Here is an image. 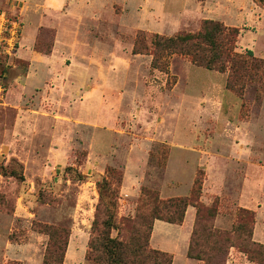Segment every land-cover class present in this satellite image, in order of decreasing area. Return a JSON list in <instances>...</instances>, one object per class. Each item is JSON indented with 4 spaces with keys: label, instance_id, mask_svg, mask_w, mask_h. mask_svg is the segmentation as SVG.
<instances>
[{
    "label": "rangeland",
    "instance_id": "rangeland-1",
    "mask_svg": "<svg viewBox=\"0 0 264 264\" xmlns=\"http://www.w3.org/2000/svg\"><path fill=\"white\" fill-rule=\"evenodd\" d=\"M72 1L64 4L71 9ZM101 2L95 19L86 15L91 9L85 1L71 17L61 14L64 4L49 11L43 8L45 0H0L20 25L18 49L0 61V238L20 245L19 261L11 257V249L1 247L4 264H64L65 242L74 232L86 235L83 264H111L109 257L124 264H164L160 249L146 241L153 211L172 214L167 199L190 195L197 176L202 184L191 200L201 208L200 223L212 224L218 233L207 236L198 224V235H190L198 243L194 252L206 259L221 246L228 251L220 253L218 264H260L264 65L246 51L264 58V8L258 10L264 5L253 0L208 4L203 18L195 14L201 13L195 0ZM78 17L81 24H76ZM209 18L245 29L240 46L246 48H237L238 36L232 47L236 54L221 60L224 70L207 69L186 55L155 47L156 34L196 33ZM55 28L65 45L53 75L42 62L30 67V59L19 52L51 54ZM153 59L158 66L151 65ZM58 63L68 65L66 78L59 76ZM222 84L232 93L223 90L221 113L208 116L205 103L219 96ZM242 121L251 124L237 137L239 130L230 131L229 123L241 126ZM234 139L249 140L252 152L224 146L223 141ZM213 143L220 146L213 148ZM214 151L227 158L221 195L209 189L208 153ZM163 184L169 186L161 193ZM211 207L216 215L207 218ZM242 207L253 213V232L260 240L253 233L247 238L239 228ZM107 209L113 214L111 254L104 251L99 234ZM176 232L177 242L165 249L171 264H190L185 231ZM164 236L169 238L163 230L155 231L152 244ZM205 259L195 260L206 264Z\"/></svg>",
    "mask_w": 264,
    "mask_h": 264
},
{
    "label": "trees",
    "instance_id": "trees-1",
    "mask_svg": "<svg viewBox=\"0 0 264 264\" xmlns=\"http://www.w3.org/2000/svg\"><path fill=\"white\" fill-rule=\"evenodd\" d=\"M261 3L264 5V0H253ZM240 29L236 26H226L222 24L219 21L212 20V19H203L201 22V27L198 32L196 33H189V32H179L173 36H163L156 34V39L154 41L155 47L160 49H165L168 51V53H179L182 55H186L190 58V61L192 63H195L196 65L205 67L207 69H217L219 71L224 70V64L221 62L223 59H230L233 58V56L236 53H232V49L234 48V44L237 41V38L239 36ZM233 47V48H232ZM210 51V55H206L205 52ZM139 51L136 49H133V53H138ZM248 55L251 56L252 60L256 63L264 65V58L262 57H255L250 49L246 51ZM151 65L156 67L155 60L153 59L151 62ZM202 184V180L200 177H196L193 182V189L191 191V194L186 196H180V197H172L168 198L166 201V205L168 207H174L172 214L162 215L158 212L157 209L153 211V219H160L169 223H178L180 224L183 221L184 214L186 207L188 205H192L196 208L195 212V219L193 224V230L192 234L193 236H197V227L198 224L201 226V229L205 231V235L211 236L216 235L218 233L217 230H215L214 226L212 224H201L200 220L202 218V213H200L201 208L197 205L196 202L191 200V196L196 195L197 192L200 191V187ZM154 199H157L156 194L153 195ZM159 201V199H158ZM109 213H107V218L102 222L103 229H99L100 231V237L102 240V247L107 254H111V249L109 248V244L115 245V238L110 237V231L114 227L113 221H112V211L107 209ZM242 214L243 223L246 225L244 227L243 223L241 222L239 224V228L244 229L247 235V238H250L253 233V226L254 219H253V213L247 209V208H241L239 210ZM206 217L214 218L216 215V212L213 210V208L206 209ZM153 223V222H152ZM152 223L148 226L149 229V235L150 238L151 229H152ZM195 225V226H194ZM95 229L98 228V226L93 225ZM68 237V236H67ZM146 240L147 242H149ZM68 239V238H67ZM225 239H227L225 237ZM113 243V244H112ZM67 240L65 242V249H66ZM92 244V242L90 243ZM119 244V243H118ZM198 243L195 242V240L190 236L189 240V246L187 249V257L197 259V260H204L205 258H202L199 252H194V246ZM115 247V246H114ZM230 247V245H229ZM64 249V252H65ZM215 252L212 255H208L206 257V264H218L219 260H221L220 253L222 255L224 253H227L228 250L225 248H222L221 246H218L215 248ZM241 251L245 253H249L247 249H242ZM161 256H162V263L164 264H171L172 263V257L168 254V252L159 250ZM88 251L85 254V258H88L87 256ZM157 253V252H156ZM64 255V254H63ZM107 260H110L111 264H124L123 260L117 259V258H111L109 257ZM113 260V261H112ZM115 261V262H114ZM114 262V263H113ZM260 264L264 263L263 260L257 261Z\"/></svg>",
    "mask_w": 264,
    "mask_h": 264
},
{
    "label": "crops",
    "instance_id": "crops-1",
    "mask_svg": "<svg viewBox=\"0 0 264 264\" xmlns=\"http://www.w3.org/2000/svg\"><path fill=\"white\" fill-rule=\"evenodd\" d=\"M45 1H47V5H44L43 8L44 9H48L49 11L51 10V8L52 9H55V8L58 9L59 7L63 6V4H64V0H45ZM83 1H85L86 3L90 4L89 7H90L91 10L89 12H87L86 15L92 16L95 19H98L100 10H99V6H97V5H101L102 6V4H103L101 2L102 0H73L71 2L72 8L70 9V6H68L69 3H67L66 5L64 4L66 10L65 11H61V14L68 15V16L72 17L73 16V10L75 8H77L79 6V3H82ZM65 2H66V0H65ZM94 2H95V4H93ZM223 2L229 3L228 0H200V1L195 0V6H196V8L198 6L200 7L201 13L200 12L195 13L194 11L193 12L195 14H198V17L206 18L205 15H204V12H203V8H205L207 10V8H208L207 5L208 4L217 6L218 4H221ZM216 3H218V4H216ZM195 6H194V8H195ZM254 6H257V5H254ZM19 7L22 9L23 7H26V6H23L21 4V5H19ZM261 8H264V7H258V10H261ZM253 9H254V7H253ZM254 14H255V16L256 15L260 16V11L259 12L257 11ZM80 19H81L80 17H78V19L75 18V20L77 21L76 24H81L82 20H80ZM209 19H211V18H209ZM229 26H231V25H229ZM252 26L253 25H248V26H246V28L248 30H250V29L255 30V27L254 26L252 27ZM55 29H56L55 43H54L53 50H52L51 54H49V55H40V54L36 53L35 51H33L32 49L29 50V51L22 50V51L19 52V57L20 56H27L30 59V61H29V66L30 67L33 68L34 67L33 66L34 63L42 62V63H44V65L47 66L48 71L49 70L53 71L52 72L53 75L56 72V68H57L55 66L54 62H55V60L57 58L60 57V55L64 54L62 52V50H63V47L65 45V40H62V36L59 35L58 29L57 28H55ZM240 30H241V32L239 33V41H238L239 47H237L239 50H241L242 48H246L244 46L243 47L240 46V39H241L243 33H245V29H244V27L243 28L240 27ZM31 33H32V40H31V47H32V43L34 41V37H35V34H36V26L33 27V30H32ZM73 41L75 42L74 39H73ZM71 43H73V42H71ZM58 66L62 69L61 73H59V76L63 77V78L64 77L66 78V74H67V71H68L67 70L68 69V65L65 64V66H62L61 63H58ZM224 84H222L221 87L219 88V96L213 95L212 97H209L208 101L205 103L206 106H204L203 104L199 103V104H201L200 107L201 106L205 107V108H203V110L206 109V115L215 117V116H217V115H219L221 113L219 111H221V109H222L221 108V99H220V96L223 95L222 91L225 90L226 92H228V91L231 92L230 90L225 88ZM235 105H236V103H235ZM242 123L243 124L241 126H236V125H234L232 123H229V128H230L229 130L230 131H232L234 133L235 132L234 130H236V129L239 130V133L237 134V137H239V135L243 134L245 132V129H248L247 127H249L250 124H251V123H249V121H242ZM243 126H245V128ZM232 132H230L231 133V137H233V135H234V134H232ZM233 138H235V137H233ZM223 142H224V146L226 148H228V147L237 148V149L249 148L250 149L249 152H252L251 148H253V145H251V143L248 144L249 140H246V139H243V140L242 139H239V140L234 139L233 141L227 140V141H223ZM219 146L220 145L219 144L217 145L216 143L212 144L213 148H218ZM208 155L210 156L209 159H208V162H209L208 166L212 170V173H211L212 180L210 179V181H209V189H210L211 193H213L215 195H221V185H222V179H223L222 176H223L224 170L226 169L224 167V164L227 162V158H226V155H224L223 153L220 154V153H218V151L209 152ZM241 157H242V155H240L239 158H241ZM245 157H247V155H245ZM214 180H215V183H213ZM132 184L133 183L131 182L130 186H132ZM191 184H192V182H191ZM163 185H164V187L161 188V193H162V189H165V187L169 186L168 184H163ZM168 196H171V195H168ZM241 206H243V205H241ZM194 219H195V208L192 205H188L186 207L183 221L180 224H178V223H169V222H166V221H163V220H160V219H155L153 224H152V229H151V234H150V238H149V243L154 248H157V249H160L162 251L168 252L169 250H165V249H168L166 247H169L173 243L177 242V237L178 236H176L177 235L176 231L177 230H179V231L182 230V231H185L184 236L187 237V244H186V246L184 248V252H185V250L188 247L189 238H190L191 231H192L193 224H194ZM187 221L189 222L188 226H187V228L185 230H183V226H184L185 222H187ZM157 230H159V231L163 230L165 233L168 234L169 238H167L166 236L160 237L159 239H157L156 244L153 245L152 244V240H151L152 239V235ZM254 231H256L255 227H254ZM76 234H77L76 232L72 233L70 238H69V241H68V244H67V249L65 251L64 264H66L67 262H70V264H75V263L76 264H83V262L85 261L84 256H85V250H86V246H85L86 235H83V233H78L77 236H76ZM253 234H254V232H253ZM255 236L260 240V238L257 235H255ZM2 242H3V245H1ZM160 245L161 246H165V247L161 248ZM2 246H3L4 250H10L11 249L12 250L11 257H13V258H15V260L19 261V248H20L19 247L20 246L19 243H12L10 241L4 240V238L3 239L0 238V250L2 249L1 248ZM168 253H170V252H168ZM4 258L2 259L0 257V264H4V262L7 261L6 260L7 259L6 255H5ZM187 259H189L190 264H198L197 260H195V259H192V258H187ZM172 263H173V261H172Z\"/></svg>",
    "mask_w": 264,
    "mask_h": 264
},
{
    "label": "built area",
    "instance_id": "built-area-1",
    "mask_svg": "<svg viewBox=\"0 0 264 264\" xmlns=\"http://www.w3.org/2000/svg\"><path fill=\"white\" fill-rule=\"evenodd\" d=\"M20 25L17 18L0 6V61L13 55L18 49Z\"/></svg>",
    "mask_w": 264,
    "mask_h": 264
}]
</instances>
